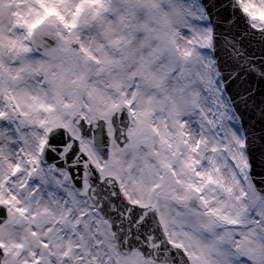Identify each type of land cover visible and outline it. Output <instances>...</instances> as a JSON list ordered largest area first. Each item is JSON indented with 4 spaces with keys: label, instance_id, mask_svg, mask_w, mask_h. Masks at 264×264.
<instances>
[{
    "label": "snow or ice",
    "instance_id": "1",
    "mask_svg": "<svg viewBox=\"0 0 264 264\" xmlns=\"http://www.w3.org/2000/svg\"><path fill=\"white\" fill-rule=\"evenodd\" d=\"M0 264H264V0H0Z\"/></svg>",
    "mask_w": 264,
    "mask_h": 264
}]
</instances>
